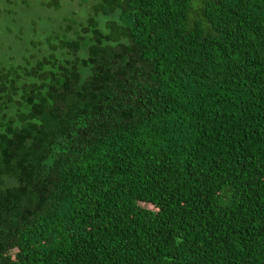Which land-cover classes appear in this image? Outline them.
Wrapping results in <instances>:
<instances>
[{
    "label": "trees",
    "instance_id": "16d2710c",
    "mask_svg": "<svg viewBox=\"0 0 264 264\" xmlns=\"http://www.w3.org/2000/svg\"><path fill=\"white\" fill-rule=\"evenodd\" d=\"M3 2L0 264H264V0Z\"/></svg>",
    "mask_w": 264,
    "mask_h": 264
},
{
    "label": "rangeland",
    "instance_id": "374dc122",
    "mask_svg": "<svg viewBox=\"0 0 264 264\" xmlns=\"http://www.w3.org/2000/svg\"><path fill=\"white\" fill-rule=\"evenodd\" d=\"M81 0H60V3L63 5V9L57 11V14L54 18L47 19L46 12H43L41 15L44 16V19L41 20L40 28L42 29H57L58 25L62 21L64 16L69 15L70 9H73L76 13L81 11V6L79 2ZM10 9L11 12L16 15V19L21 20L12 22L11 18L4 17L0 23V57L4 55H9L11 53H20L29 38H24L27 35V30L22 27L23 22H27L34 18L38 14L37 11L33 10H18L15 6H10L9 4L0 0V12L3 14ZM52 14V12L50 13ZM37 22V21H36ZM36 25V24H35Z\"/></svg>",
    "mask_w": 264,
    "mask_h": 264
}]
</instances>
